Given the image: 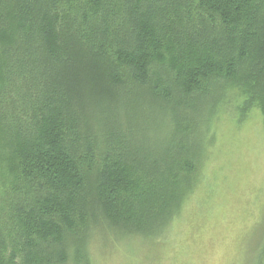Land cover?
<instances>
[{
	"label": "trees",
	"instance_id": "16d2710c",
	"mask_svg": "<svg viewBox=\"0 0 264 264\" xmlns=\"http://www.w3.org/2000/svg\"><path fill=\"white\" fill-rule=\"evenodd\" d=\"M232 102L264 127V0H0V264L152 238Z\"/></svg>",
	"mask_w": 264,
	"mask_h": 264
},
{
	"label": "rangeland",
	"instance_id": "374dc122",
	"mask_svg": "<svg viewBox=\"0 0 264 264\" xmlns=\"http://www.w3.org/2000/svg\"><path fill=\"white\" fill-rule=\"evenodd\" d=\"M232 102L210 119L198 186L178 215L152 238L110 243L99 235L93 264H258L264 240V127ZM208 144V145H207ZM202 145V146H201ZM108 244V246H107ZM95 245V244H94Z\"/></svg>",
	"mask_w": 264,
	"mask_h": 264
}]
</instances>
